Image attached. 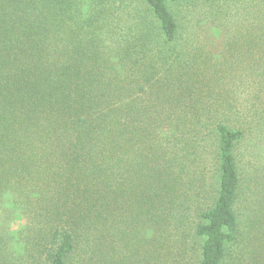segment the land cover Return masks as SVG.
<instances>
[{
	"label": "trees",
	"instance_id": "1",
	"mask_svg": "<svg viewBox=\"0 0 264 264\" xmlns=\"http://www.w3.org/2000/svg\"><path fill=\"white\" fill-rule=\"evenodd\" d=\"M0 264H264V0H0Z\"/></svg>",
	"mask_w": 264,
	"mask_h": 264
},
{
	"label": "rangeland",
	"instance_id": "2",
	"mask_svg": "<svg viewBox=\"0 0 264 264\" xmlns=\"http://www.w3.org/2000/svg\"><path fill=\"white\" fill-rule=\"evenodd\" d=\"M172 12L175 14V13H178L179 12V9L178 8H174L172 9ZM24 225V220H17V221H14L12 222L11 224V228L13 230H19L21 229V227Z\"/></svg>",
	"mask_w": 264,
	"mask_h": 264
}]
</instances>
